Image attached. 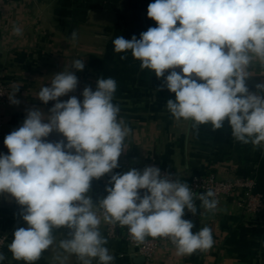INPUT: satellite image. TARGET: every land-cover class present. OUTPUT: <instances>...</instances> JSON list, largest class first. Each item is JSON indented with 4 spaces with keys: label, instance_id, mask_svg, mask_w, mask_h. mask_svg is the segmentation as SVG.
Returning a JSON list of instances; mask_svg holds the SVG:
<instances>
[{
    "label": "clouds",
    "instance_id": "clouds-1",
    "mask_svg": "<svg viewBox=\"0 0 264 264\" xmlns=\"http://www.w3.org/2000/svg\"><path fill=\"white\" fill-rule=\"evenodd\" d=\"M147 16L157 27H149L137 39L118 36L116 53L131 51L141 68L163 78L159 90L167 88L175 100L167 108L176 120L211 123L220 129L227 119L235 140L260 146L264 143V95L249 91L247 68L253 58L264 63V0H154ZM14 35H21L13 27ZM73 41L77 33L72 32ZM126 55L121 59H126ZM76 59L72 69L83 71ZM180 68L177 72L175 69ZM165 77V72L170 70ZM78 77L71 70L53 75L50 86H42L38 99L47 113L28 108L21 126L4 138L8 153H0V193H9L22 206L20 215L28 225L13 233L9 250L17 261L33 264L54 242L53 229L67 228L60 247L75 254L83 264L86 257L111 264L114 257L100 231L93 200L86 195L93 179L118 165L130 129L117 119L113 104L117 82L99 78L96 90L83 89V99L74 92ZM257 89L264 93V84ZM17 88L8 94L10 104L19 105ZM53 132L65 139L51 141ZM105 198L99 201L107 223L127 226L131 237L142 243L146 237L170 239L178 256L207 250L214 241L204 227L193 233L194 224L182 217L185 209L196 215L194 197L207 210H214L215 193L196 194L186 182L162 174L155 166L115 173ZM140 190H145L141 195ZM5 255L0 253V262Z\"/></svg>",
    "mask_w": 264,
    "mask_h": 264
},
{
    "label": "crops",
    "instance_id": "crops-1",
    "mask_svg": "<svg viewBox=\"0 0 264 264\" xmlns=\"http://www.w3.org/2000/svg\"><path fill=\"white\" fill-rule=\"evenodd\" d=\"M154 0H0V76L10 92L16 93L19 105L5 108L4 125L0 129V153H8L4 138L23 123L28 108H40L47 113L54 105L38 99L42 86H50L53 75L71 70L78 77L74 92L59 99L66 101L75 95L82 100L86 86L96 90V81L113 78L117 88L113 104L119 106L118 121L130 129L118 159V167L101 178L93 179L89 195L96 206L107 196L105 191L111 176L124 174L138 164L155 166L173 172L181 182L190 183L194 175L214 171L221 177L251 176L257 188L264 193V143L260 146L243 144L232 135L224 121L220 129L212 124H196L191 120H176L167 108V100L175 94L167 88L159 90L163 78L154 71L141 68V61L131 51L116 53L113 40L118 36L131 39L157 27L147 16ZM22 34H13V27ZM75 31L77 39L72 40ZM126 55V59L121 56ZM84 62L83 71L72 69L73 62ZM246 86L249 91L264 95L258 84H264V63L253 58L247 68ZM168 72H165V77ZM51 141L65 139L53 132ZM142 191H140L141 193ZM197 212L185 209L194 224L193 233L204 227L212 231L213 245L188 256H178L176 247L162 245L157 253L158 264H264V221L244 212L234 195L218 200L214 210H207L201 201L194 200ZM21 207L9 193H0V232L8 234L7 243L0 253L5 260L0 264H26L17 261L9 244L18 227L28 225L20 215ZM101 223L99 231L106 238L111 264H144L128 247L124 238L125 226L107 223L103 211L93 209ZM114 225L115 233H109ZM67 228L53 229L54 242L41 253L33 264H83L75 254L60 247L67 238ZM85 259L100 264L98 257Z\"/></svg>",
    "mask_w": 264,
    "mask_h": 264
},
{
    "label": "built area",
    "instance_id": "built-area-1",
    "mask_svg": "<svg viewBox=\"0 0 264 264\" xmlns=\"http://www.w3.org/2000/svg\"><path fill=\"white\" fill-rule=\"evenodd\" d=\"M180 72V68L175 69ZM170 70H167L168 74ZM10 88L2 76H0V129L4 125L2 108L9 104L8 94ZM146 166L144 164L136 165L135 169L143 170ZM162 174H170L173 179H177L176 175L166 169H160ZM194 193H206L211 189L215 196L210 199L220 200L224 196L234 195L236 202L240 208L246 212L254 215L262 222L264 221V193L257 188V180L251 176H235V177H221L214 171H206L205 173L194 175L188 184ZM145 191V190H140ZM88 196L89 192L86 194ZM196 198L194 197V200ZM93 209L103 211L100 206L93 203ZM183 219L189 220V216L185 214ZM109 233H115L114 225H109ZM124 238L132 253L144 256V264H158L157 253L162 245L167 244L175 247L170 239L164 237H146L142 243H137L130 235L128 227L125 226ZM8 234L0 232V252L7 243Z\"/></svg>",
    "mask_w": 264,
    "mask_h": 264
},
{
    "label": "water",
    "instance_id": "water-1",
    "mask_svg": "<svg viewBox=\"0 0 264 264\" xmlns=\"http://www.w3.org/2000/svg\"><path fill=\"white\" fill-rule=\"evenodd\" d=\"M143 193H144V191L141 192V195H143ZM138 259H139L140 261H144L145 258H144V256H141V255H140V257H138Z\"/></svg>",
    "mask_w": 264,
    "mask_h": 264
},
{
    "label": "rangeland",
    "instance_id": "rangeland-1",
    "mask_svg": "<svg viewBox=\"0 0 264 264\" xmlns=\"http://www.w3.org/2000/svg\"><path fill=\"white\" fill-rule=\"evenodd\" d=\"M9 104L5 105L2 110H3V113H5V108L8 106ZM3 120H4V116H3Z\"/></svg>",
    "mask_w": 264,
    "mask_h": 264
}]
</instances>
